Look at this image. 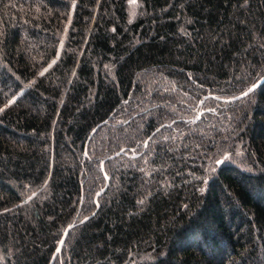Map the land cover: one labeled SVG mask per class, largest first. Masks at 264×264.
<instances>
[{
  "label": "trees",
  "instance_id": "16d2710c",
  "mask_svg": "<svg viewBox=\"0 0 264 264\" xmlns=\"http://www.w3.org/2000/svg\"><path fill=\"white\" fill-rule=\"evenodd\" d=\"M263 75L264 0H0V264H264Z\"/></svg>",
  "mask_w": 264,
  "mask_h": 264
},
{
  "label": "water",
  "instance_id": "95a60500",
  "mask_svg": "<svg viewBox=\"0 0 264 264\" xmlns=\"http://www.w3.org/2000/svg\"><path fill=\"white\" fill-rule=\"evenodd\" d=\"M263 84H264V75H263L261 78H259L255 83H253L251 86H249L245 91H243V92L240 93L239 95L235 96V97L232 98L231 100H239V99H241V98H243V97H246V96L250 95L252 92H254L257 88H259V87H260L261 85H263ZM249 88H252L253 91L249 92V91H248ZM244 93H248V94H247V95H244ZM200 115H201V114H199L198 118L200 117ZM198 118H197V119H198ZM103 123H104V122H102L101 124H99L97 127L101 126ZM97 127L94 128V130L91 132V134H90V136H89V138H88V140H87V145H88V143H89V141H90L92 135L94 134L95 130L97 129ZM115 155H116V154H114V155H112V156H110V157H114ZM105 161H106V160H103V161H102V169H103L104 174H105V176H106L107 183H106L105 187H104L101 191H99V192L97 193V195H96V199H98V197L101 196V195L105 192V190L107 189V186H108V184H109V176H108L107 173L105 172V167H104V163H105ZM97 209H98V207H97ZM96 211H97V210H95V212H94L92 215H94V214L96 213ZM92 215L87 216V217L83 218L82 220H80V221H78V222L75 221V222H73L72 224H70L69 226H67V228H66L65 231L63 232V235H62V237H61V239H60V241H59V243H58V245H57V247H56V249H55V251H54L52 257H51V260H50L49 264H54V263H55V260H56V258H57V256L61 254L62 248H63V246H64V243H65V240H66V238H67V235H68L69 231H70L72 228H74L75 226H77V225H79V224H81V223L86 222L88 219H90V218L92 217Z\"/></svg>",
  "mask_w": 264,
  "mask_h": 264
},
{
  "label": "snow or ice",
  "instance_id": "6c2138e0",
  "mask_svg": "<svg viewBox=\"0 0 264 264\" xmlns=\"http://www.w3.org/2000/svg\"><path fill=\"white\" fill-rule=\"evenodd\" d=\"M130 2L132 3V4H135L136 2H137V0H130ZM53 63H55V61H53ZM41 75H43V73H41ZM249 92H251V91H253V89L252 88H249V90H248ZM248 93H244V95H247ZM211 111V110H210Z\"/></svg>",
  "mask_w": 264,
  "mask_h": 264
}]
</instances>
